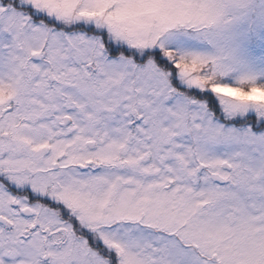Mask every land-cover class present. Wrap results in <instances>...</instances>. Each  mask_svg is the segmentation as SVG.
I'll return each mask as SVG.
<instances>
[{"label": "snow or ice", "instance_id": "snow-or-ice-1", "mask_svg": "<svg viewBox=\"0 0 264 264\" xmlns=\"http://www.w3.org/2000/svg\"><path fill=\"white\" fill-rule=\"evenodd\" d=\"M0 264H264V0H0Z\"/></svg>", "mask_w": 264, "mask_h": 264}]
</instances>
